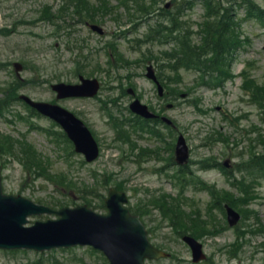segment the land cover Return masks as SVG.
I'll list each match as a JSON object with an SVG mask.
<instances>
[{
  "label": "rangeland",
  "instance_id": "obj_1",
  "mask_svg": "<svg viewBox=\"0 0 264 264\" xmlns=\"http://www.w3.org/2000/svg\"><path fill=\"white\" fill-rule=\"evenodd\" d=\"M184 1H189V4L184 10L186 15L183 26L191 31L199 30L201 22L205 20V0ZM250 1L264 8V0ZM58 2L59 0H0V83L5 86L0 87V91L10 83L7 86V93L10 95V90L18 82L24 86L20 92L35 99L54 100L50 83L76 82L78 70L88 68V71L91 70V77L101 81L99 96L93 99L61 100L59 103L87 123L99 142L100 154L92 163L84 162L83 157L78 154L66 156L70 148L66 152L63 146L59 149L49 141L41 128L48 127L49 121L31 117L21 105H17L14 108L23 117L7 112L0 115V136H8L12 140L0 145L5 164L2 170L3 191L21 194L32 200L42 199L46 204H49V200L60 201L58 193L63 192L72 196L69 206L85 203L87 200L92 201L93 209L105 212V208L99 207L102 203L99 197L92 196L90 190L93 186H99L100 190V184L102 181L104 184L106 178L107 187L121 185L129 196L130 206L144 213L141 217L146 227L150 228L151 242L171 254L167 259L151 260L146 264H193L190 250L181 241L180 233H190L203 244L207 258L198 264H264V169L249 170L243 174L234 172L238 176L234 179V184L219 169L199 171L197 175L214 189L215 203L220 204L225 196L240 211L242 221L235 228L227 226L224 214L216 208L213 199L202 190L189 186L184 193L189 199L184 200L187 205H191L186 206V210L178 216L179 223L183 221L186 225L176 229L172 220L161 214L158 205L168 206L170 197L177 196L179 185L166 176L164 158L152 160L149 156H136L137 147L153 149L155 140H149L146 134L142 135L143 138L136 139L137 135H132L131 139L136 147L131 149L124 142L116 141V129L110 122L111 118L125 117L123 108L132 99L127 92L129 87L136 90V97L142 102L155 106L159 103L154 85L145 77V67L152 63L169 86L174 108L165 113L173 120L175 138L178 132L185 137L190 148V166H196L200 159L209 156L221 162L229 158L237 169L255 151L264 154V25L255 16L248 15L247 7L252 3L246 0L219 1L225 14L223 21L229 28L232 27L234 40L229 43L226 53L229 65L223 64V68L231 72L232 78L216 88L202 86L199 76L193 70L181 68L179 63L166 59L171 45L153 41L151 44L133 47L127 42L129 39L142 37L148 29L143 24L138 23L128 33L126 30L132 27L129 23L120 28L111 19L112 16L105 15L102 35L91 32L84 24L78 23L76 33L68 38V29L60 31L57 19H41L50 11L57 10ZM116 2L117 0H111V4H117ZM179 2L181 1L160 0V5L164 8V5L169 4L166 9H173ZM119 18L125 22L123 13ZM120 30H125L126 38L119 35ZM67 40L74 42L75 45L68 44L76 46L78 50L71 52L66 46ZM208 42L205 40V44ZM80 46H83L81 51ZM139 48L145 53H141ZM209 48L211 44L204 46L205 50ZM78 52L83 56L78 57ZM15 61L22 64L19 76L12 66ZM209 61L205 63L206 66H210ZM7 64L9 68H5ZM86 64L88 66L82 67ZM10 70H13L12 76ZM221 74L222 72L217 71L212 76ZM247 77L250 80L249 88L244 90L243 80ZM257 88L261 89V93L255 97V102L252 101V96ZM181 94H185V97L181 98ZM1 95L0 92L2 99ZM193 105L201 106L206 113L199 115ZM232 119L238 120V123L231 124L229 120ZM15 141L27 142L41 154L45 159L39 163L45 166L44 172H41L48 177L35 179L27 173L12 146ZM1 142L0 139V144ZM156 166L163 168L157 171ZM55 177L62 180L63 177L71 178L77 185L69 188L61 181L47 179ZM101 194L105 196L106 191ZM207 203L213 208L208 213L205 212ZM196 207L200 214H194ZM39 217H30V223L34 219L55 216ZM232 254L236 256H230ZM99 256V252L91 254L86 247L54 249L42 253L0 249V264H44L43 262L55 258L63 264H105Z\"/></svg>",
  "mask_w": 264,
  "mask_h": 264
},
{
  "label": "water",
  "instance_id": "obj_2",
  "mask_svg": "<svg viewBox=\"0 0 264 264\" xmlns=\"http://www.w3.org/2000/svg\"><path fill=\"white\" fill-rule=\"evenodd\" d=\"M93 29L98 27L92 25ZM16 67H20L16 65ZM151 76V74H148ZM98 83L95 79L81 77V84L53 85L58 97L92 96L96 93ZM21 98L41 113L53 118L61 124L68 136L73 140L77 151L83 152L88 160L98 152L97 144L82 121L69 111L53 104L35 102L22 95ZM139 114L149 116L145 107L136 100L131 106ZM179 161L187 158V146L183 137H179L176 146ZM1 168V159H0ZM125 201L123 193L110 190L105 202L109 209L107 214H98L85 205L75 208L63 207L50 210L36 205L22 196L4 195L0 183V247L1 248H34L50 249L56 246L90 244L102 250L110 264H143V259L157 258L166 254L152 247L146 232L137 216L130 215L122 206ZM53 212L59 217L45 221H35L32 226H24L30 214ZM239 215L228 208V220L234 224ZM192 248L195 260L202 257L200 244L189 236L183 238Z\"/></svg>",
  "mask_w": 264,
  "mask_h": 264
},
{
  "label": "trees",
  "instance_id": "obj_3",
  "mask_svg": "<svg viewBox=\"0 0 264 264\" xmlns=\"http://www.w3.org/2000/svg\"><path fill=\"white\" fill-rule=\"evenodd\" d=\"M70 3L63 2L61 3V13H70V10L74 11V14L77 15L78 18H103V15H106L107 12H112L113 8L101 4V6H94L88 1L83 0H68ZM122 5L125 6V9L128 12H131V14H134L135 12H139L141 14L148 15L153 11V7L151 4H148L146 0H123ZM98 7V8H96ZM133 11V12H132ZM167 16L165 18H177L176 15H174V12H167ZM264 10H260L257 14V16H260L263 18ZM208 16L211 18H216L215 22H210L211 25L208 29L207 33V40L209 41L207 44L203 43L199 47L197 45L191 44L189 42H186L184 39H187V35L185 34L184 29H179V35L182 38L181 41L178 44V48L175 50L176 61L179 64H187L190 62H195L196 64L201 63L203 60H201L202 55H204V58L206 61L210 62V66H206V68H209L211 70L214 69V64H217V68H222V64L227 63V60L224 59L225 55L230 47L229 42L233 41V36L231 33V30L228 29L229 26H227L223 19L225 18V14L220 9H214L212 7H209ZM223 21V22H222ZM208 23V24H210ZM215 24H217L215 26ZM211 48L208 50L204 49L205 45H210ZM225 46L223 47V45ZM223 47V48H222ZM202 51V53H201ZM189 60H192L189 62ZM198 66V65H197ZM202 68L203 65L201 66ZM205 69V68H204ZM261 89L257 88V90L254 91L253 96L258 97L260 95ZM264 95V94H263ZM262 95V96H263ZM24 153L25 163L27 165H33L35 168H40V164L42 161L40 160L37 153L29 146V145H20V152ZM258 156L253 157L252 160H250V165L252 167H258L263 162L258 161ZM248 165V164H247ZM225 197V196H224ZM228 201V200H226ZM229 202V201H228ZM180 206V205H179ZM181 211L178 207L175 208V210L172 213L173 218H178V215ZM177 213V214H176ZM180 215H182L180 213ZM175 219V220H176Z\"/></svg>",
  "mask_w": 264,
  "mask_h": 264
}]
</instances>
